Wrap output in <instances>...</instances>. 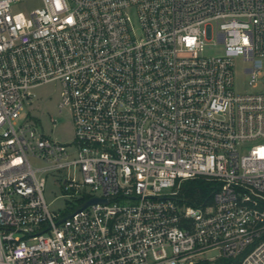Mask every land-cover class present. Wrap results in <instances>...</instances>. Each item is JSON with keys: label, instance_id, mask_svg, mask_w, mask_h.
I'll return each mask as SVG.
<instances>
[{"label": "built area", "instance_id": "built-area-1", "mask_svg": "<svg viewBox=\"0 0 264 264\" xmlns=\"http://www.w3.org/2000/svg\"><path fill=\"white\" fill-rule=\"evenodd\" d=\"M239 56L264 83V0H0V264H264V92L236 91ZM50 82L70 143L24 115Z\"/></svg>", "mask_w": 264, "mask_h": 264}, {"label": "rangeland", "instance_id": "rangeland-1", "mask_svg": "<svg viewBox=\"0 0 264 264\" xmlns=\"http://www.w3.org/2000/svg\"><path fill=\"white\" fill-rule=\"evenodd\" d=\"M37 3H27L21 5L22 8L35 7ZM134 21L137 24V18L133 15ZM138 25V24H137ZM224 54L223 45H210L204 53L194 54V56H216ZM245 62L242 57L235 59L236 83L235 88L238 93L246 92H264V83L260 82L255 87L248 85V77L243 72ZM38 94L34 102L27 105L24 115L27 113L36 125L45 131V134L53 139H57L62 143H70L74 137V127L72 122L71 110L69 107L59 111L58 103L60 101L61 85L59 82H50L39 86L36 89ZM37 165H42V162L34 159ZM47 187L45 196L50 203V207L54 211H67L73 208L68 206V202L64 198L63 189L56 181V176L48 174ZM75 204V203H73ZM72 205V204H71ZM74 206V205H73ZM65 209V210H64ZM217 252L212 251L207 253L208 256H213Z\"/></svg>", "mask_w": 264, "mask_h": 264}, {"label": "trees", "instance_id": "trees-1", "mask_svg": "<svg viewBox=\"0 0 264 264\" xmlns=\"http://www.w3.org/2000/svg\"><path fill=\"white\" fill-rule=\"evenodd\" d=\"M183 193L190 199L201 201L211 194V183L204 179L189 180L184 183ZM220 261L228 263V259L223 258ZM218 261L215 264H221ZM238 261V260H237ZM199 264H210L209 261H202Z\"/></svg>", "mask_w": 264, "mask_h": 264}, {"label": "water", "instance_id": "water-1", "mask_svg": "<svg viewBox=\"0 0 264 264\" xmlns=\"http://www.w3.org/2000/svg\"><path fill=\"white\" fill-rule=\"evenodd\" d=\"M104 201L106 202L105 199H99V198H92L91 200H89L87 203L84 204L83 208H86L87 206L93 204V203H97V202H101Z\"/></svg>", "mask_w": 264, "mask_h": 264}]
</instances>
